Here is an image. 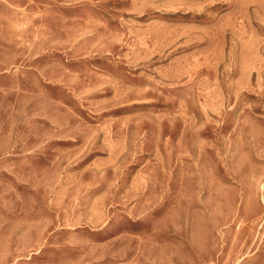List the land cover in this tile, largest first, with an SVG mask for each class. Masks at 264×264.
I'll use <instances>...</instances> for the list:
<instances>
[{
	"label": "rangeland",
	"instance_id": "rangeland-1",
	"mask_svg": "<svg viewBox=\"0 0 264 264\" xmlns=\"http://www.w3.org/2000/svg\"><path fill=\"white\" fill-rule=\"evenodd\" d=\"M0 264H264V0H0Z\"/></svg>",
	"mask_w": 264,
	"mask_h": 264
}]
</instances>
